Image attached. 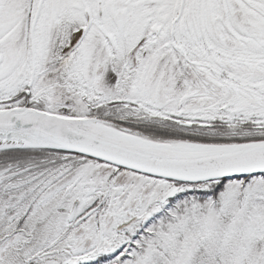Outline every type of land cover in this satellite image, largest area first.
<instances>
[{
    "label": "snow or ice",
    "instance_id": "6c2138e0",
    "mask_svg": "<svg viewBox=\"0 0 264 264\" xmlns=\"http://www.w3.org/2000/svg\"><path fill=\"white\" fill-rule=\"evenodd\" d=\"M0 264H264V0H0Z\"/></svg>",
    "mask_w": 264,
    "mask_h": 264
}]
</instances>
